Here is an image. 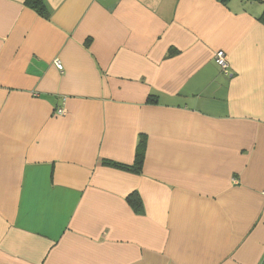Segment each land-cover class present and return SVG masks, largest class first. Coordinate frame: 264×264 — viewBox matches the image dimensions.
<instances>
[{"label":"crops","instance_id":"obj_1","mask_svg":"<svg viewBox=\"0 0 264 264\" xmlns=\"http://www.w3.org/2000/svg\"><path fill=\"white\" fill-rule=\"evenodd\" d=\"M45 1L0 0V264H261L264 4Z\"/></svg>","mask_w":264,"mask_h":264},{"label":"trees","instance_id":"obj_2","mask_svg":"<svg viewBox=\"0 0 264 264\" xmlns=\"http://www.w3.org/2000/svg\"><path fill=\"white\" fill-rule=\"evenodd\" d=\"M249 1H257L262 4H264V0H249ZM27 4L30 5V7L35 10L40 16L47 18L48 17V7L45 0H27ZM260 21L264 23V12L259 18ZM145 145L146 142L144 139H142L139 143L136 160L133 166H126V165H120L117 163H109L107 162L106 165L118 168L121 170H125L128 172H133L135 174H141L143 170V163H144V156H145ZM128 205L133 209V211L137 215H143L144 214V207L141 201V198L137 194H133L126 200ZM261 264H264V258L261 262Z\"/></svg>","mask_w":264,"mask_h":264},{"label":"built area","instance_id":"obj_3","mask_svg":"<svg viewBox=\"0 0 264 264\" xmlns=\"http://www.w3.org/2000/svg\"><path fill=\"white\" fill-rule=\"evenodd\" d=\"M216 62L217 64L222 68L225 69L227 67V61L225 58V53L223 51H220L217 53L216 55ZM56 66L59 70H63V65L60 61L56 62ZM57 114L60 116H64L65 115V110L64 109H59L57 111Z\"/></svg>","mask_w":264,"mask_h":264}]
</instances>
